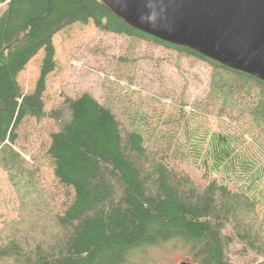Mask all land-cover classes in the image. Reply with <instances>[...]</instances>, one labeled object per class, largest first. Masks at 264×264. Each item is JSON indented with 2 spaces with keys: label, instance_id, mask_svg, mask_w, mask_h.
<instances>
[{
  "label": "trees",
  "instance_id": "16d2710c",
  "mask_svg": "<svg viewBox=\"0 0 264 264\" xmlns=\"http://www.w3.org/2000/svg\"><path fill=\"white\" fill-rule=\"evenodd\" d=\"M0 3L6 4L0 15V171L10 190L0 200V264H126L133 251L169 242L186 250V262L233 264L251 253L253 264H264V204L249 193L252 185L231 188L230 180L207 173L197 181L178 166L186 156L182 130L193 109L215 110L219 118L235 112V118L264 126L263 80L136 29L102 0ZM89 21L127 40L107 65V96L99 101L89 92L67 95L45 111L46 78L55 68L53 35L65 24ZM141 44L173 51L175 64L187 58L209 68L207 93L190 105L191 112L183 99L173 98L167 113L165 94L142 96L133 88L137 63L152 58L138 55ZM100 49L91 52L106 53ZM40 50L35 86L23 93L17 76ZM26 117L54 121L47 153L54 176L73 192L62 213L41 185L38 166L14 149ZM219 148L212 143L211 153L232 151ZM214 160L208 173L224 164L227 176L233 172L224 158ZM8 203L14 217L1 213Z\"/></svg>",
  "mask_w": 264,
  "mask_h": 264
},
{
  "label": "rangeland",
  "instance_id": "374dc122",
  "mask_svg": "<svg viewBox=\"0 0 264 264\" xmlns=\"http://www.w3.org/2000/svg\"><path fill=\"white\" fill-rule=\"evenodd\" d=\"M5 7V3H0V15ZM52 41L55 48V68L46 78V88L42 96L44 110L50 111L67 95L77 96L83 92H89L99 101H104L107 91L103 86V78L104 74L110 73L106 70L107 65L112 55L122 53L126 38L105 33L89 21L87 24H65L53 35ZM96 48H101L106 53L91 52V49ZM140 50L138 55H152V58L142 57L137 63L136 84L133 88L141 89L142 96L165 94L166 97L161 102L167 113L171 108L167 105L173 98L183 99L185 109L189 112L191 104L203 100L210 80V70L205 64L190 65L187 58H182L175 64V53L163 47H147L141 44ZM42 56L43 52L40 50L19 72L17 81L23 93L33 90ZM109 77L112 78L111 75ZM119 105L122 106V100ZM193 110L189 114L190 120L186 128L182 130V136L186 139L183 141L182 150L186 156L180 159L179 168L197 181L203 182L204 175L208 174L217 176L220 181L224 178L230 180L227 183L231 188L252 185L249 193L257 196L264 204V126L252 125L247 116L235 118V112L219 118L215 110L209 113H202L203 110L197 108ZM53 124L54 121L49 117L39 120L34 117L24 118L17 129L18 139L14 149L28 163L38 166L41 185L51 193L56 211L62 213L70 203L73 192L62 185L53 174V165L47 153L50 134L55 130ZM218 134L225 136L224 140ZM212 143L219 144V150L230 147L232 151L229 155L222 151L214 156L211 153ZM217 158H224V163L233 165V172H228L227 176L223 169L224 164L218 172L215 171L212 175L208 173ZM5 177V173L0 171V200H5L10 195ZM5 207L6 211L2 209L1 213L8 211L7 215L14 217L11 203ZM234 247L235 250L239 249L240 244L236 243ZM254 257L248 253L242 258H233L232 263L245 264L248 261L253 264ZM186 259V250L179 244L169 242L133 251L126 264H179Z\"/></svg>",
  "mask_w": 264,
  "mask_h": 264
},
{
  "label": "water",
  "instance_id": "95a60500",
  "mask_svg": "<svg viewBox=\"0 0 264 264\" xmlns=\"http://www.w3.org/2000/svg\"><path fill=\"white\" fill-rule=\"evenodd\" d=\"M102 1L136 29L264 81V0Z\"/></svg>",
  "mask_w": 264,
  "mask_h": 264
}]
</instances>
